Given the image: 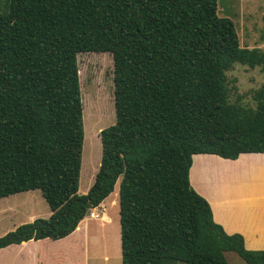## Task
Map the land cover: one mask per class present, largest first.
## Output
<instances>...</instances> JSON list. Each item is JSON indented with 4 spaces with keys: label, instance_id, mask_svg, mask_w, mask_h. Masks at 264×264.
Here are the masks:
<instances>
[{
    "label": "trees",
    "instance_id": "trees-1",
    "mask_svg": "<svg viewBox=\"0 0 264 264\" xmlns=\"http://www.w3.org/2000/svg\"><path fill=\"white\" fill-rule=\"evenodd\" d=\"M85 52L113 54L116 122L80 193ZM235 63L264 71V49L241 45L218 0H0V198L39 189L52 212L0 249L67 237L120 181L123 264H264L190 181L195 154L264 153V84L256 107L231 102Z\"/></svg>",
    "mask_w": 264,
    "mask_h": 264
},
{
    "label": "rangeland",
    "instance_id": "rangeland-1",
    "mask_svg": "<svg viewBox=\"0 0 264 264\" xmlns=\"http://www.w3.org/2000/svg\"><path fill=\"white\" fill-rule=\"evenodd\" d=\"M218 6L220 16L230 17L236 22L243 47L264 49V0H218ZM78 61L85 105V140L79 192L87 193L102 161L101 131L116 122L114 57L112 53L85 52L78 55ZM227 75L230 101L256 107L253 95L264 84V71L260 67L252 69L248 65L235 63ZM119 189L120 181L106 203L112 223L103 226L99 219L89 221L90 236H93L90 239V264H123ZM12 197L11 200L27 197L31 203L25 205L20 214L0 216V225L3 224L0 226V234H3L6 227L14 228L28 221L30 210L36 212V209L43 213L48 209V203L39 189ZM113 199H117V204L114 202L115 205H109ZM0 202L4 200L0 199ZM103 220L108 221V217L105 215ZM106 255L108 259H105ZM226 256L229 264H248L236 252H227Z\"/></svg>",
    "mask_w": 264,
    "mask_h": 264
},
{
    "label": "crops",
    "instance_id": "crops-1",
    "mask_svg": "<svg viewBox=\"0 0 264 264\" xmlns=\"http://www.w3.org/2000/svg\"><path fill=\"white\" fill-rule=\"evenodd\" d=\"M190 181L194 189L209 201L215 221L228 234H242L249 250H264V153H244L235 160L213 154H195ZM23 193L0 198L4 200L0 202V216L22 213L24 206L31 203L30 199L10 198ZM110 196L95 207L104 209L103 217L92 218L88 214L74 232L62 239H32L1 248L0 264H90V239L93 236H90L89 221L99 219L103 226L112 223L106 207ZM114 202L117 204V199H113L109 205H115ZM35 211L37 213L29 211V222L40 217L48 218L52 214L49 205L43 213ZM105 215L108 221L103 220ZM17 227H6L0 236ZM108 258L106 255L105 259Z\"/></svg>",
    "mask_w": 264,
    "mask_h": 264
},
{
    "label": "built area",
    "instance_id": "built-area-1",
    "mask_svg": "<svg viewBox=\"0 0 264 264\" xmlns=\"http://www.w3.org/2000/svg\"><path fill=\"white\" fill-rule=\"evenodd\" d=\"M95 211H97V213H96ZM98 213H99V214H98ZM103 213H104V209H102V210H98V209H96V208L94 207V208L91 209L89 215H90V217H92V218H101V217H103Z\"/></svg>",
    "mask_w": 264,
    "mask_h": 264
}]
</instances>
